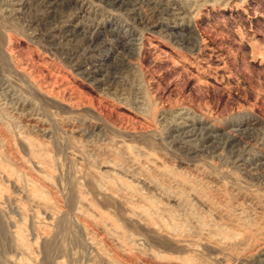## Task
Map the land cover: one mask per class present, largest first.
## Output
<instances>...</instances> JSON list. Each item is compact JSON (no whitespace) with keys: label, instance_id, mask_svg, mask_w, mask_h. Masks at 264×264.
Listing matches in <instances>:
<instances>
[{"label":"rangeland","instance_id":"rangeland-1","mask_svg":"<svg viewBox=\"0 0 264 264\" xmlns=\"http://www.w3.org/2000/svg\"><path fill=\"white\" fill-rule=\"evenodd\" d=\"M125 2L0 0V264H264V0Z\"/></svg>","mask_w":264,"mask_h":264},{"label":"bare ground","instance_id":"bare-ground-1","mask_svg":"<svg viewBox=\"0 0 264 264\" xmlns=\"http://www.w3.org/2000/svg\"><path fill=\"white\" fill-rule=\"evenodd\" d=\"M113 2V1H112ZM118 2V1H117ZM124 3H126L125 2V0H121V5H123ZM166 11H167V14H175V11H176V7H170V8H168V9H166ZM180 13H182V12H178V14H180ZM67 24V23H66ZM71 24V23H70ZM178 24H174L172 27H177L178 28ZM80 28V27H79ZM77 31V30H76Z\"/></svg>","mask_w":264,"mask_h":264}]
</instances>
